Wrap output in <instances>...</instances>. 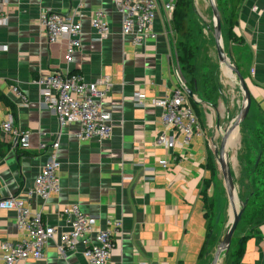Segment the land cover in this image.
Returning a JSON list of instances; mask_svg holds the SVG:
<instances>
[{"label": "crops", "instance_id": "0c3cea01", "mask_svg": "<svg viewBox=\"0 0 264 264\" xmlns=\"http://www.w3.org/2000/svg\"><path fill=\"white\" fill-rule=\"evenodd\" d=\"M222 2L226 7L221 24L225 53L246 83L250 108L264 117V0H241L233 26L228 16L231 0ZM0 4L5 18L0 23V96L12 106L0 101V123L11 113L16 124L30 132L27 146L21 148L10 146L0 131V200L18 194L26 197L46 161L39 144L59 142L60 192L46 200L28 201L56 234L41 260L18 264H86L80 246L65 256L58 253L59 236L68 230L59 213L70 204L78 205L84 214L98 216V228H105L107 220L121 221L107 264H209L219 242L210 221L219 181L216 146L224 121L242 102L234 80L218 63L213 36L209 41L210 26L205 24L203 38L208 46L204 59L208 57L205 60L211 66L194 68V98L186 95L201 132L190 144L182 145L176 131L161 123L156 104L180 81L186 87L172 14L160 8L154 22L156 38L136 47L122 37L121 15L111 0H0ZM99 9L110 26L101 42L93 41L90 25L93 12ZM45 11L81 16V45L69 62L65 42L47 40L40 24ZM197 26L203 22L198 20ZM213 67L219 69L214 75L210 73ZM54 71L77 73L88 83L101 76L110 78L112 87L101 102V111L111 118V138L79 141L77 124L60 126L53 114L41 108L35 81ZM12 84L27 96V107L17 106ZM138 95L145 96L143 106L135 102ZM158 140L164 144L158 145ZM171 140L174 146L169 148ZM204 198L211 207L206 208ZM20 237L15 213L0 210V244ZM239 248V264H264V221L250 229ZM222 259L218 264L225 263Z\"/></svg>", "mask_w": 264, "mask_h": 264}, {"label": "built area", "instance_id": "2783aa9c", "mask_svg": "<svg viewBox=\"0 0 264 264\" xmlns=\"http://www.w3.org/2000/svg\"><path fill=\"white\" fill-rule=\"evenodd\" d=\"M116 12L121 15L120 31L124 39L136 47H141L150 39L156 38L154 22L157 11L161 8L172 14L177 0H111ZM80 14H68L56 11H45L40 16V24L45 30L49 43L65 42L66 61L81 45V25L78 21ZM3 5L0 4V23H3ZM90 25L95 32L93 41H104L109 33L110 26L105 12L101 9L93 12ZM35 85L39 89L42 99L41 108L53 114L60 126L75 123L79 126L76 138L87 141L93 138L108 140L112 135L111 118L101 111V102L111 90L112 83L109 77L101 76L94 82H86L77 73L51 72L39 76ZM185 85L174 88L156 104L160 108L161 123L176 131L181 137L180 144L188 145L193 138L200 134L201 128L198 118L186 103ZM11 93L17 98L18 107H27L29 100L18 86H10ZM136 104L143 106L145 96L138 95ZM0 131L7 137L12 147L24 148L28 144L30 132L20 128L10 113L0 123ZM158 145L164 144L158 140ZM174 140L167 142L172 148ZM41 152H46V161L36 175L30 189L25 196L10 195L0 200V210H9L15 213L17 230L21 237L16 241H2L0 244V264H18L24 260H41L49 242L56 234L55 228L47 225L40 213L32 211L28 201L38 197L42 200L56 195L61 190L57 172L59 162L57 151L58 139L51 144L40 143ZM165 167V165H163ZM60 220L68 227L59 236L58 253L65 256L82 248V257L86 264H107L111 251L115 247L114 238L121 229L120 220H107L105 228L96 226L98 216L84 214L78 205L70 204L62 208Z\"/></svg>", "mask_w": 264, "mask_h": 264}, {"label": "rangeland", "instance_id": "374dc122", "mask_svg": "<svg viewBox=\"0 0 264 264\" xmlns=\"http://www.w3.org/2000/svg\"><path fill=\"white\" fill-rule=\"evenodd\" d=\"M194 2H196L195 12H191L189 24L190 36L192 38L191 40H187L189 43H186L189 54L192 55L189 62H192L196 67H199V64L202 65V68L206 65L210 67V62L205 60L208 57L204 59L206 55L205 50L208 46L203 35H206L205 24H208L210 26V31L208 32L210 41L213 24L211 10L207 0H195ZM216 3L222 24V19L226 15V7L222 0L218 2L216 0ZM198 20L203 22V26L199 28L197 26ZM218 71V68L213 67L210 73L214 75ZM185 72L183 71L182 74L187 86L192 75ZM234 84L235 88L239 91V100L242 101L240 88L235 82ZM240 108L241 103L239 107L235 106L233 108L231 115L224 121L222 130L237 116ZM236 134L234 147L230 145L231 147L228 148V161L238 200L241 203L246 201L247 205L233 235L229 253L222 259L225 262L224 264H239L240 243L252 227L264 221V117L256 110L250 108L246 119L241 123ZM219 144L220 140H218L216 149H218ZM218 173L219 181L216 185L217 191L214 196L215 209L211 214L210 221L212 223L211 229L216 231L218 241H220L229 227L231 208L220 170ZM212 257L213 255L210 256L208 263H210Z\"/></svg>", "mask_w": 264, "mask_h": 264}, {"label": "water", "instance_id": "95a60500", "mask_svg": "<svg viewBox=\"0 0 264 264\" xmlns=\"http://www.w3.org/2000/svg\"><path fill=\"white\" fill-rule=\"evenodd\" d=\"M209 8L211 10L212 15V36L214 40V47L216 50L217 60L219 65L227 70V74L232 77L234 82L239 86L241 91V108L237 116L230 122V124L222 131L220 137V144L218 149L215 151L216 161L219 167V170L222 174L224 187L226 191V195L230 204L232 219L229 223V227L225 232L223 238L218 242L215 251L213 253V257L209 264H218L220 260L228 254L231 240L236 231L238 223L241 220V216L246 208L247 202L241 203L238 200L236 188L234 185L231 169L228 161V148L230 147V138L234 133L237 132L241 123L246 119L250 107H251V97L246 86V83L238 70V68L232 64L227 57L223 42H222V29H221V19L219 9L216 3V0H207ZM186 95L188 98H194V92L191 90H186ZM238 202L239 209L236 210L235 203Z\"/></svg>", "mask_w": 264, "mask_h": 264}, {"label": "trees", "instance_id": "16d2710c", "mask_svg": "<svg viewBox=\"0 0 264 264\" xmlns=\"http://www.w3.org/2000/svg\"><path fill=\"white\" fill-rule=\"evenodd\" d=\"M192 2L193 0H177L175 9L172 13L173 28L176 34L178 35V40L176 43L177 45L176 48L178 52L177 54L178 63L182 71L185 72L186 70L187 73L192 75L191 76L192 78H190V80L188 81V85L186 86V88L189 90H193V83H194V78H195L194 68L196 67L192 64V62H189L190 61L189 59L191 58L192 55L189 54V50L186 46V43H189L187 42V40L189 38V33H190L187 18L189 15V9H190ZM240 2L241 0H231V3H230L231 9L228 15L230 18L231 26L235 25L236 23V12H237L238 6L240 5ZM0 101H3L6 105L11 106L8 100L4 98L3 96H0ZM204 202H205L206 208L211 207V205L207 203L205 198H204ZM243 248H244V243L242 244V249Z\"/></svg>", "mask_w": 264, "mask_h": 264}, {"label": "bare ground", "instance_id": "6f19581e", "mask_svg": "<svg viewBox=\"0 0 264 264\" xmlns=\"http://www.w3.org/2000/svg\"><path fill=\"white\" fill-rule=\"evenodd\" d=\"M235 135H237L236 133H234L233 135H232V137L230 138V143H231V145L234 147V145H235V143H234V139H235ZM238 141V140H237ZM231 147V146H230ZM231 149V148H230ZM235 208H236V210H238L239 209V205H238V202L236 201V203H235ZM231 219H232V212H231V216H230V221H231Z\"/></svg>", "mask_w": 264, "mask_h": 264}]
</instances>
